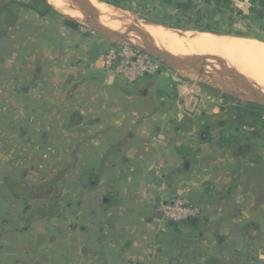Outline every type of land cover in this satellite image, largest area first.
I'll return each instance as SVG.
<instances>
[{"label": "crops", "instance_id": "obj_1", "mask_svg": "<svg viewBox=\"0 0 264 264\" xmlns=\"http://www.w3.org/2000/svg\"><path fill=\"white\" fill-rule=\"evenodd\" d=\"M166 1L155 9L182 18L197 6ZM215 1L204 3L214 13L235 10L241 19L233 22L264 34V0ZM65 19L17 18L19 27L32 26L25 46L38 48L39 79L0 82L13 92H0L12 104L0 168L3 180L20 184L26 173L15 168L34 156L19 151L47 150L36 161L63 162L70 183L50 196L68 202L52 208L46 228L28 206H6L0 264H213L207 251L223 249L225 264H264V128L231 126L221 93L200 83L163 71L130 82L92 67L109 43ZM177 196L200 209L196 223L162 220L161 203Z\"/></svg>", "mask_w": 264, "mask_h": 264}, {"label": "rangeland", "instance_id": "obj_2", "mask_svg": "<svg viewBox=\"0 0 264 264\" xmlns=\"http://www.w3.org/2000/svg\"><path fill=\"white\" fill-rule=\"evenodd\" d=\"M99 1H107V0H99ZM158 0H124L121 1V8L129 12L137 22H142L144 24H149L152 26H161L159 24H164L169 26L168 28L172 27V29H186V30H194L195 26L201 27H210L220 34L227 33V35L232 36H244V37H251L264 42V34L258 28V31H254L253 29L245 26V23H237L233 21H237L236 19L239 18L238 12L234 11H218L216 13L212 12V7H208L204 0H194L197 3V6L190 5L188 8L189 17L190 18H182L180 14L176 11L170 12L169 9L165 6H162V10L155 9V2ZM13 2V4L11 3ZM29 3V0H0V7L4 5L8 9H11L13 13L16 14V19L11 28H9V35L4 36L0 39V82H7L11 75L14 76H24L25 80H35V78L39 79V74L35 73L34 70L38 68V64L36 62V56L33 55V49L36 48H28L25 46V43L30 41V38L27 40L28 35L33 31L32 26H20L17 22V18H43L44 20H52V18H64V16L53 9L57 14H61L60 16L55 13H48L45 16L35 17L33 14H37L35 11L25 8L19 3ZM105 3V2H104ZM159 3V2H158ZM148 4V5H146ZM172 5H174L172 3ZM171 5V6H172ZM227 6V5H226ZM120 7V6H119ZM173 7V6H172ZM174 8V7H173ZM175 9V8H174ZM218 10V8H216ZM224 10V9H223ZM194 13H198L201 15V21L195 22L192 21V17ZM234 15V18H233ZM3 16L0 14V24L3 22ZM235 19V20H234ZM50 23V22H49ZM84 30L90 34L91 32L84 26L79 23ZM200 31V30H196ZM33 33V32H32ZM215 33V32H211ZM93 34V33H92ZM218 34V33H217ZM236 34V35H235ZM239 34V35H238ZM252 35H256L258 37H253ZM108 42V41H107ZM109 43V42H108ZM22 44H24L22 47ZM110 43L106 46L109 47ZM28 49V51H27ZM38 49V48H37ZM37 49L35 51H37ZM51 66V65H49ZM44 68H49L45 65ZM52 68V67H51ZM163 71V70H162ZM175 73V72H174ZM157 75V74H156ZM154 75V76H156ZM214 76H217V73H213ZM175 77L181 80L187 81H194L198 84H202L204 87L208 86L211 90H216L217 92L221 93L217 89V85L206 80L203 77H199L198 75L190 72H176ZM79 76L78 79H80ZM120 78V77H119ZM122 79V78H121ZM124 80V79H122ZM21 81L20 84H22ZM21 86V85H19ZM3 89L0 87V92H3L4 95L13 94V92H8L7 89ZM235 92L246 94L245 92L234 89ZM222 94V93H221ZM234 99V98H232ZM232 99H229L224 106L226 113H229L230 116L235 114V104L232 103ZM238 100V99H235ZM239 101V100H238ZM11 105L10 103L6 102V100L0 101V157H1V146L2 136L1 132L6 133L4 129H6L5 125L2 123L8 122L10 118L11 112ZM6 107L7 110L2 112V107ZM6 124V123H5ZM25 124V123H23ZM1 125H4L2 127ZM239 125V124H237ZM241 127V126H240ZM4 128V129H3ZM20 131V130H19ZM10 132V131H9ZM15 133V131H13ZM7 136L4 134V137ZM26 140L30 142V138L25 136ZM214 139V138H212ZM25 140V139H24ZM219 141V137L217 139ZM31 142H33L31 140ZM221 143V142H220ZM22 146V143L20 144ZM222 145H225L223 143ZM4 146V145H3ZM33 150V149H32ZM29 149L28 151H19L21 154L25 156H34L32 160L29 162L24 161V165L21 163L15 171L17 174L21 175L23 172L26 173V177L21 175L19 178V183L16 184L15 181L11 180H3L2 179V171L0 168V218L1 216L6 213L5 207L6 206H18L20 209L23 206H28L31 208L30 213L37 217V223L41 225L42 228H46V226H50L52 223V208L54 207H65L68 202L67 197H62L58 199H52L50 193L55 190L63 191L70 188V183L65 182L64 175L60 174V171L64 169V166L59 165L58 163H54L46 158L45 163H38L37 159H42V154L47 153V150H37L32 151ZM4 153V152H3ZM24 157V156H23ZM35 159V160H34ZM41 161V160H40ZM35 166V167H32ZM69 182V181H67ZM12 194L18 195L17 199L12 200L10 197ZM72 200V199H71ZM50 235L46 233L43 235L44 241H48ZM226 250H220L219 252H209L206 253L207 259H211L213 264H225L226 258L225 257ZM212 264V263H210Z\"/></svg>", "mask_w": 264, "mask_h": 264}, {"label": "bare ground", "instance_id": "obj_3", "mask_svg": "<svg viewBox=\"0 0 264 264\" xmlns=\"http://www.w3.org/2000/svg\"><path fill=\"white\" fill-rule=\"evenodd\" d=\"M46 1L56 11L78 21L92 15L97 22L115 32H121L125 26L132 25L137 31L130 39L132 43L153 44L167 53L176 55L219 57L251 86L259 89V96L264 98V42L261 40L208 31L152 26L136 22L126 10L99 0H88L89 12L79 11L75 5L70 6L63 0ZM208 62L214 63L212 59H208ZM216 77L220 75L217 73Z\"/></svg>", "mask_w": 264, "mask_h": 264}, {"label": "water", "instance_id": "obj_4", "mask_svg": "<svg viewBox=\"0 0 264 264\" xmlns=\"http://www.w3.org/2000/svg\"><path fill=\"white\" fill-rule=\"evenodd\" d=\"M63 1L70 6L75 5L79 11L89 12L90 10V5L88 0H63ZM47 4L49 3L47 2ZM109 5L114 6L112 4ZM114 7L122 9L121 7L118 6H114ZM62 15L64 16V18L72 20L78 24L80 23L82 26L86 27L91 33L100 36L104 40L108 41L110 44L126 45L131 48H134L137 51L144 52L150 55L151 57L156 58L162 64H164L165 66L169 67L170 69L176 72L194 73L199 77H203L206 80L215 83L217 85V89L224 95H227L234 99H238L239 101L242 102H250L264 107V98L259 96L261 94V91L251 86L246 80L242 78V76L237 71H235L232 67L228 66L226 63H224V61L219 57L196 55V54L195 55L170 54L157 48L153 44L144 45L141 42L132 43L130 41L131 37L134 34H137V31L132 25L125 26V28L121 32H115L110 30L106 26L102 25L101 23L97 22L92 15H89V17L87 18L83 17L82 21L75 20L64 14ZM135 21L137 22V20ZM159 25L164 27H169L164 24H159ZM194 30H198V29H194ZM215 33L217 34L218 32ZM90 52L93 54L96 53L97 50L95 48H92ZM208 59H212L214 63L208 62ZM214 72L218 73L220 77L214 76L213 75ZM235 88L245 92L246 95L235 92L234 91ZM187 221L190 223H196L198 221V218H190ZM167 223L169 226H173L174 224L172 220H169Z\"/></svg>", "mask_w": 264, "mask_h": 264}, {"label": "built area", "instance_id": "obj_5", "mask_svg": "<svg viewBox=\"0 0 264 264\" xmlns=\"http://www.w3.org/2000/svg\"><path fill=\"white\" fill-rule=\"evenodd\" d=\"M98 65L105 72L130 82L143 76L156 75L162 70L171 77L176 73L156 58L126 45L110 44L91 64L92 67ZM171 202H163L160 205L162 220L165 222L172 220L174 223H180L200 215V209L184 197L177 196Z\"/></svg>", "mask_w": 264, "mask_h": 264}, {"label": "trees", "instance_id": "obj_6", "mask_svg": "<svg viewBox=\"0 0 264 264\" xmlns=\"http://www.w3.org/2000/svg\"><path fill=\"white\" fill-rule=\"evenodd\" d=\"M29 3L21 2L19 5L29 8L33 11H35L39 16H45L48 13H55L53 8L47 4L45 0H29ZM121 1L124 0H107L105 2L112 4L114 6H120L121 7ZM165 3H167L166 0H164ZM217 5L220 3L222 6H226L229 4V0H216L215 1ZM13 4V2H11ZM174 6H177L174 4ZM0 14L3 16V22L0 24V39L4 36L9 35V28H11L15 22L16 14L11 11V9H8L4 5H1L0 7ZM60 16V14H57ZM66 23H68L71 27L77 28L79 26L78 23L65 19ZM194 29L202 30V31H208V32H217L216 30L210 28V27H201V26H195ZM219 33V32H218ZM239 35V34H238ZM221 98H223L226 102L229 99H232L231 97L221 94ZM232 103H236L235 105V114L233 115L234 118H230V124L231 126H234V124H239V126H246V127H257V128H264V107L259 106L254 103L250 102H242L235 99H232ZM233 124V125H232ZM230 140L229 137H223L222 135L219 136V141L223 143H228ZM179 150H185L187 152L186 147H180Z\"/></svg>", "mask_w": 264, "mask_h": 264}]
</instances>
